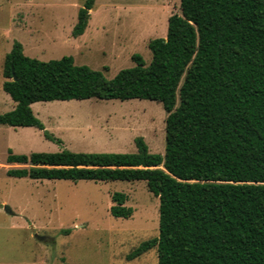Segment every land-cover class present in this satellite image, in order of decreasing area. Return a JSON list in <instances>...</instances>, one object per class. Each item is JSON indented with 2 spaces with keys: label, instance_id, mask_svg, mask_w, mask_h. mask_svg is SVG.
I'll list each match as a JSON object with an SVG mask.
<instances>
[{
  "label": "trees",
  "instance_id": "trees-1",
  "mask_svg": "<svg viewBox=\"0 0 264 264\" xmlns=\"http://www.w3.org/2000/svg\"><path fill=\"white\" fill-rule=\"evenodd\" d=\"M96 0L80 7L72 34L82 35ZM166 37L152 38L149 63L113 78L76 64L72 56L40 60L15 41L4 62L3 89L15 101L0 125L46 130L33 111L39 101L148 99L162 103L165 153L86 152L62 148L17 154L7 171L32 179L144 180L160 199L159 235L127 254L132 260L157 248L158 264H264V0H180ZM110 212L129 218L123 192ZM69 232V230H65Z\"/></svg>",
  "mask_w": 264,
  "mask_h": 264
},
{
  "label": "rangeland",
  "instance_id": "rangeland-1",
  "mask_svg": "<svg viewBox=\"0 0 264 264\" xmlns=\"http://www.w3.org/2000/svg\"><path fill=\"white\" fill-rule=\"evenodd\" d=\"M84 1L0 0V114L16 106L3 89L5 57L15 41L30 57L72 56L76 64L113 78L135 65V53L149 63V41L166 37L169 17L181 13L180 0H96L85 32L75 37L72 31ZM31 106L62 143L46 139L35 127L0 125V264H28L42 255V264H158L157 248L127 259L139 243L159 235L160 199L146 181L15 177L7 171L27 165L9 163L7 156L10 149L17 154L62 148L135 152L139 136L151 152L164 154L168 112L162 103L89 98ZM115 192L128 196L126 205L134 209L131 217L111 214Z\"/></svg>",
  "mask_w": 264,
  "mask_h": 264
},
{
  "label": "crops",
  "instance_id": "crops-1",
  "mask_svg": "<svg viewBox=\"0 0 264 264\" xmlns=\"http://www.w3.org/2000/svg\"><path fill=\"white\" fill-rule=\"evenodd\" d=\"M43 256H44V255L40 256V258H39V257H38V258H32V259L29 261L28 264H42V262H43Z\"/></svg>",
  "mask_w": 264,
  "mask_h": 264
},
{
  "label": "water",
  "instance_id": "water-1",
  "mask_svg": "<svg viewBox=\"0 0 264 264\" xmlns=\"http://www.w3.org/2000/svg\"><path fill=\"white\" fill-rule=\"evenodd\" d=\"M6 210L8 211V213H13L12 211H11V209H10V207L9 206H7L6 205ZM37 237H38V239H40V240H45L46 239V237L45 236H40V235H36Z\"/></svg>",
  "mask_w": 264,
  "mask_h": 264
}]
</instances>
